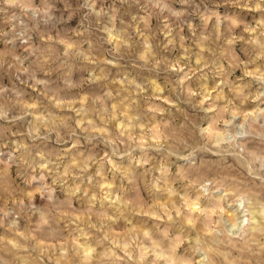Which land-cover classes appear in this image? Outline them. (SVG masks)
I'll return each mask as SVG.
<instances>
[{
  "label": "rangeland",
  "instance_id": "rangeland-1",
  "mask_svg": "<svg viewBox=\"0 0 264 264\" xmlns=\"http://www.w3.org/2000/svg\"><path fill=\"white\" fill-rule=\"evenodd\" d=\"M0 264H264V0H0Z\"/></svg>",
  "mask_w": 264,
  "mask_h": 264
}]
</instances>
